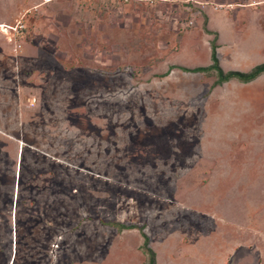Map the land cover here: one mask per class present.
<instances>
[{"label": "rangeland", "instance_id": "1", "mask_svg": "<svg viewBox=\"0 0 264 264\" xmlns=\"http://www.w3.org/2000/svg\"><path fill=\"white\" fill-rule=\"evenodd\" d=\"M15 2L0 25L29 32L0 29V264H148L141 231L156 264H264V75L219 90L185 71L212 64L207 9L185 27L174 4ZM227 10L209 11L231 13L224 68L263 64L259 16Z\"/></svg>", "mask_w": 264, "mask_h": 264}, {"label": "crops", "instance_id": "2", "mask_svg": "<svg viewBox=\"0 0 264 264\" xmlns=\"http://www.w3.org/2000/svg\"><path fill=\"white\" fill-rule=\"evenodd\" d=\"M6 2V0H0V16L1 17H4V16H7V15H9L10 14V10L13 8V7H15V0H11V1H9V2H7V4L5 3ZM109 2V1H108ZM239 2V4H232V3H228V4H220V6L219 7H221V6H223V7H221V8H219V7H216V8H210V7H207V6H205L204 5V7H203V9L202 10H206L207 9V11H206V22H207V24H208V30L209 31H211V32H213L214 33V31H216L217 32V34H218V38H219V41L217 42V45H218V50H217V53H218V58H219V61H221V67L223 68V70L225 71V72H228V70H226L225 68H224V64H223V62H222V59H221V51L223 50V49H225V48H227L228 46L227 45H229L230 43H226V42H223L222 41V30L220 29L221 27H223V25H225V23H227V22H230V17H231V13H227L226 14V17H222V16H219L218 18L219 19H217V17H215V19H214V17H212V15H210V13H209V11H211V10H213V11H215V12H220V11H223V10H225V9H228L227 11H232L233 13H232V16H233V19H234V21H235V23H236V27H239V26H245V25H249V23H251V19L254 17V16H256V15H258L259 17H258V19H259V21H260V24L262 25V27H263V29H264V11L263 12H261V10H255L254 12H251V15L250 16H246V15H243V17H239V14H236V12H239V10H242V9H251L252 7H257V6H264L263 4L261 5L260 3H262V2H264V0H239L238 1ZM207 3H209V1H207ZM257 4H259V5H257ZM249 5H251V6H249ZM121 7H127V6H130V5H124V4H122V5H120ZM256 11H258V12H256ZM228 16V17H227ZM230 16V17H229ZM71 18H76V16H75V13H71L70 15H69V20L71 19ZM245 19H248V22H244L245 21ZM234 23V22H233ZM234 23V24H235ZM0 24H2V23H0ZM264 31V30H263ZM9 37V36H8ZM9 40L10 41H12L13 42V40H11V37H9ZM247 61V60H246ZM247 62H249V61H247ZM210 66V65H209ZM255 66H257V65H255ZM255 66H252V64H250L249 66H247V68H245V69H248L247 71H245V70H243V69H241V68H239L237 65H236V67H234L232 70H230V71H241V72H248V71H250L253 67H255ZM262 77V76H261ZM259 79V78H258ZM257 79V80H258ZM234 81H236V80H231V81H229V82H226V83H224V84H222V85H220V86H217L218 87V89L220 90H225L226 88H229L230 87V85H234V86H236V83L234 82ZM236 82H238V81H236ZM255 82V81H254ZM240 83V82H239ZM253 83V82H252ZM242 84V83H241ZM249 84H251V83H249ZM217 87H215V88H217ZM233 264H236V261L233 263Z\"/></svg>", "mask_w": 264, "mask_h": 264}, {"label": "trees", "instance_id": "3", "mask_svg": "<svg viewBox=\"0 0 264 264\" xmlns=\"http://www.w3.org/2000/svg\"><path fill=\"white\" fill-rule=\"evenodd\" d=\"M206 33L209 35H214L215 39L211 43V60L212 64L208 67L204 68H196L193 70H186L188 72L192 73H205V74H211L214 72L217 76V80L214 83V88L217 86H220L226 82H229L231 80H236L242 84H249L254 81H256L258 78L264 75V63L259 64L255 67H253L248 72H241V71H228L225 72L223 68L220 65V61L218 58V45H217V33H213L206 29ZM184 70V69H183ZM113 226L118 227L120 230H132V229H138L136 226H126L121 224L114 223ZM141 229V228H140ZM142 232L143 238H144V244H143V251L146 255H148V264H156V254L155 252L149 247V238L145 233Z\"/></svg>", "mask_w": 264, "mask_h": 264}, {"label": "built area", "instance_id": "4", "mask_svg": "<svg viewBox=\"0 0 264 264\" xmlns=\"http://www.w3.org/2000/svg\"><path fill=\"white\" fill-rule=\"evenodd\" d=\"M49 1L50 0H46V2H49ZM108 1L109 3L111 2V4H119V5H122V4L131 5L134 2H138V3L145 2V3H149L152 7L158 4L177 5V8L178 9L180 8L179 10L182 12L183 15H185V19L187 20L186 23H184L185 27L194 25L195 18L197 14L199 13V11L195 12V9L199 8L202 10L204 7V4L202 2H199L198 0H108ZM179 5H181V7ZM22 19L17 21V24L15 26L0 25L1 31L5 33L7 36L11 37V40H14L16 36L26 37L27 33L29 32V26L27 25L26 21Z\"/></svg>", "mask_w": 264, "mask_h": 264}, {"label": "bare ground", "instance_id": "5", "mask_svg": "<svg viewBox=\"0 0 264 264\" xmlns=\"http://www.w3.org/2000/svg\"><path fill=\"white\" fill-rule=\"evenodd\" d=\"M26 146V145H25ZM20 179V178H19Z\"/></svg>", "mask_w": 264, "mask_h": 264}]
</instances>
